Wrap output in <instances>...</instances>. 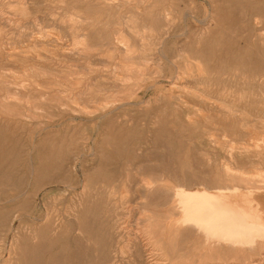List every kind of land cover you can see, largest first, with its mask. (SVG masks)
Segmentation results:
<instances>
[{
	"label": "rangeland",
	"instance_id": "rangeland-1",
	"mask_svg": "<svg viewBox=\"0 0 264 264\" xmlns=\"http://www.w3.org/2000/svg\"><path fill=\"white\" fill-rule=\"evenodd\" d=\"M242 175L264 177V0H0V264H264L180 206L234 186L264 212Z\"/></svg>",
	"mask_w": 264,
	"mask_h": 264
},
{
	"label": "bare ground",
	"instance_id": "bare-ground-1",
	"mask_svg": "<svg viewBox=\"0 0 264 264\" xmlns=\"http://www.w3.org/2000/svg\"><path fill=\"white\" fill-rule=\"evenodd\" d=\"M239 180L250 188L264 186V177L253 178L242 175ZM179 190L186 198L180 205L181 210L185 212L188 204L192 203L197 207H202L204 213H206L201 222L187 223L192 226L196 224L199 230H204L206 235L217 236L219 239L227 241L233 247L236 244H240L242 247L248 246L251 249L254 247L253 245H248L249 243H253L256 238L264 239V212L260 208L250 207V201L248 202L250 206L247 207L243 203L242 205L229 200V194L237 193L239 191L238 187L227 186L225 188H218L217 194L207 189L186 190L180 187ZM252 191L249 190L248 193L251 195ZM181 222L186 221L183 219ZM259 260L260 258L254 259L251 264H260Z\"/></svg>",
	"mask_w": 264,
	"mask_h": 264
}]
</instances>
